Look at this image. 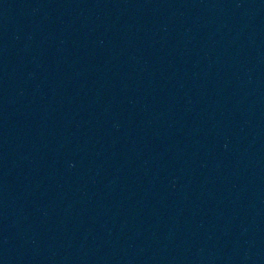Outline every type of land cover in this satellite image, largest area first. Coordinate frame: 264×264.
I'll list each match as a JSON object with an SVG mask.
<instances>
[{"label": "water", "instance_id": "water-1", "mask_svg": "<svg viewBox=\"0 0 264 264\" xmlns=\"http://www.w3.org/2000/svg\"><path fill=\"white\" fill-rule=\"evenodd\" d=\"M0 264H264V0H0Z\"/></svg>", "mask_w": 264, "mask_h": 264}]
</instances>
